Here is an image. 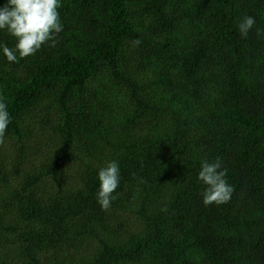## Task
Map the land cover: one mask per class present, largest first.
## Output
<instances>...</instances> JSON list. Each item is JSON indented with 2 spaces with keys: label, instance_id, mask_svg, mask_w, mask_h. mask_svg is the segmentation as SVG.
<instances>
[{
  "label": "trees",
  "instance_id": "1",
  "mask_svg": "<svg viewBox=\"0 0 264 264\" xmlns=\"http://www.w3.org/2000/svg\"><path fill=\"white\" fill-rule=\"evenodd\" d=\"M59 12L55 47L0 54V264H264V0ZM245 15L256 24L242 38ZM204 159L227 169L228 203H202ZM112 160L120 185L102 210Z\"/></svg>",
  "mask_w": 264,
  "mask_h": 264
},
{
  "label": "clouds",
  "instance_id": "2",
  "mask_svg": "<svg viewBox=\"0 0 264 264\" xmlns=\"http://www.w3.org/2000/svg\"><path fill=\"white\" fill-rule=\"evenodd\" d=\"M62 0H5L0 5V32H5L15 40L9 47L0 42V54L9 63H19L20 59L35 55L45 44L55 47L59 34L64 30L59 9ZM256 24L255 17L245 15L238 23L242 38H247ZM258 36L264 35V29L257 28ZM11 123L8 105L0 95V144L4 143L6 131ZM99 187L96 191L97 203L102 210L111 207L116 199L113 193L120 185V168L117 161H108L98 171ZM227 169L222 168L219 159L210 162L201 161L197 179L205 186L201 192L205 206L228 203L234 193V187L228 183ZM166 210V209H165Z\"/></svg>",
  "mask_w": 264,
  "mask_h": 264
}]
</instances>
